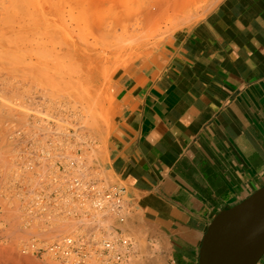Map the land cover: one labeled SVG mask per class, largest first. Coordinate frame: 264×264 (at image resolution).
Here are the masks:
<instances>
[{"label": "crops", "instance_id": "1", "mask_svg": "<svg viewBox=\"0 0 264 264\" xmlns=\"http://www.w3.org/2000/svg\"><path fill=\"white\" fill-rule=\"evenodd\" d=\"M156 60L114 84L99 166L134 263L199 264L215 217L264 187V0L223 1Z\"/></svg>", "mask_w": 264, "mask_h": 264}, {"label": "bare ground", "instance_id": "2", "mask_svg": "<svg viewBox=\"0 0 264 264\" xmlns=\"http://www.w3.org/2000/svg\"><path fill=\"white\" fill-rule=\"evenodd\" d=\"M152 1L154 10L167 3ZM179 1L169 3L176 6ZM122 6L118 2L108 7V18L115 17ZM150 13L144 14L141 22L150 15L155 17ZM117 31L115 28L110 35ZM23 46L19 39L0 36V264H40L36 256L49 264H105L106 250L112 257L122 251L120 264H137L134 254L138 247L116 229L129 218V198L118 201L123 210L117 213L110 209L116 201L103 196L105 189L116 187L100 181L68 180L72 155L68 156L67 139L61 137L66 129L59 132L60 138L53 137L52 117L44 113L42 101L34 99L36 92L27 89L35 82L30 79L36 76L37 63L30 56L33 49ZM67 50L75 53L86 74L97 73L98 63L87 65L89 58L76 52L73 45H67ZM122 239L127 243L120 244Z\"/></svg>", "mask_w": 264, "mask_h": 264}, {"label": "rangeland", "instance_id": "3", "mask_svg": "<svg viewBox=\"0 0 264 264\" xmlns=\"http://www.w3.org/2000/svg\"><path fill=\"white\" fill-rule=\"evenodd\" d=\"M165 1L166 6L169 4L167 9L165 6L154 10L152 0H0V33L4 34L0 36L19 39L25 48L28 45V50L33 49L30 56L37 63L36 76L30 79L35 82L27 89L36 92L32 94L34 99L42 101L44 113L52 117L53 137L66 133L61 137L68 141L70 162L79 160L77 163L82 165L70 172L107 181L99 162L106 153L114 84L151 61L158 67L156 59L167 53L174 37L211 17L225 0H180L176 6L170 4L173 0ZM118 2L123 5L121 10L109 19L108 7ZM148 13L156 19L150 15L143 22ZM115 28L117 33L110 35ZM67 45L89 58L87 65L90 61L98 63L97 73L86 74L85 66L74 52H68ZM35 258L40 264H49L40 256Z\"/></svg>", "mask_w": 264, "mask_h": 264}, {"label": "water", "instance_id": "4", "mask_svg": "<svg viewBox=\"0 0 264 264\" xmlns=\"http://www.w3.org/2000/svg\"><path fill=\"white\" fill-rule=\"evenodd\" d=\"M263 238L264 187L215 217L204 236L199 264H259Z\"/></svg>", "mask_w": 264, "mask_h": 264}, {"label": "built area", "instance_id": "5", "mask_svg": "<svg viewBox=\"0 0 264 264\" xmlns=\"http://www.w3.org/2000/svg\"><path fill=\"white\" fill-rule=\"evenodd\" d=\"M79 164L77 162H72L71 163V168L70 170H77ZM81 166V165H80ZM69 170V181H98V180H92L90 179L87 174L84 173H79V172H70ZM105 183V181H100ZM105 193H104V197L106 198H112L116 201V203L114 204L113 207H111L110 209L120 213L123 209L121 207V203H118V201H124L127 197V192L124 188H109V189H105ZM127 243V241H124L123 239L120 241V244H125ZM127 253L129 251H126ZM113 254V253H112ZM124 259V253L122 251H120V253H116V255L114 257L109 256V250H106L104 253V259H103V263L105 264H110V263H115V264H120L118 262L123 261ZM115 261V262H113ZM100 262V261H99Z\"/></svg>", "mask_w": 264, "mask_h": 264}]
</instances>
